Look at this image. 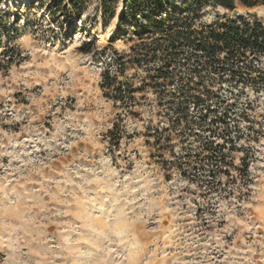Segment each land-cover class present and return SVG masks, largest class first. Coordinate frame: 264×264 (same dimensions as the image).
Returning <instances> with one entry per match:
<instances>
[{
    "label": "rangeland",
    "instance_id": "rangeland-1",
    "mask_svg": "<svg viewBox=\"0 0 264 264\" xmlns=\"http://www.w3.org/2000/svg\"><path fill=\"white\" fill-rule=\"evenodd\" d=\"M49 2L0 3V264H264V89L222 83L239 97L224 120L189 104L177 121L156 65L133 61L135 26H103L99 0L80 18ZM105 72L137 91L114 100ZM206 140L229 166L185 155Z\"/></svg>",
    "mask_w": 264,
    "mask_h": 264
},
{
    "label": "trees",
    "instance_id": "trees-1",
    "mask_svg": "<svg viewBox=\"0 0 264 264\" xmlns=\"http://www.w3.org/2000/svg\"><path fill=\"white\" fill-rule=\"evenodd\" d=\"M89 1L50 0L49 5L56 13L69 7L80 18ZM117 3L118 0H99L103 26L116 16ZM238 6L246 9L264 7V0H122L117 27L135 26V35L140 42L131 48L135 51L133 61L139 65H156L149 76L150 84L157 87L160 98H167V110L177 121L187 120L189 104L201 111L203 119L224 120L239 97L231 94L234 101L228 102L216 93L213 88L222 83L241 85L254 91L264 89V21L255 13L235 12ZM206 7H220L234 13L217 15L206 23L202 21ZM114 38L115 32L109 41L113 42ZM90 45V41L83 43L81 49L89 47L82 51L91 52ZM179 72H182L181 76H177ZM103 75L101 85L113 94L114 100L124 103L138 89L132 88L129 82L118 81L108 72ZM174 82L176 88L168 90ZM219 108L223 112L218 115ZM201 124L208 126L205 120ZM224 137L233 149L232 140L229 136ZM177 140L183 146L189 143L183 135ZM221 149L220 144L206 140L200 152H186L185 155L217 168L218 164L229 166L227 155Z\"/></svg>",
    "mask_w": 264,
    "mask_h": 264
},
{
    "label": "bare ground",
    "instance_id": "bare-ground-1",
    "mask_svg": "<svg viewBox=\"0 0 264 264\" xmlns=\"http://www.w3.org/2000/svg\"><path fill=\"white\" fill-rule=\"evenodd\" d=\"M19 1H21V0H19ZM119 11H120V10H119ZM119 11H118V13L116 14V16L113 18L112 26L117 22ZM110 35H111V31H108L107 33L104 34V36L101 34V35H100V38L102 39V38H104L105 36L108 37V36H110Z\"/></svg>",
    "mask_w": 264,
    "mask_h": 264
}]
</instances>
